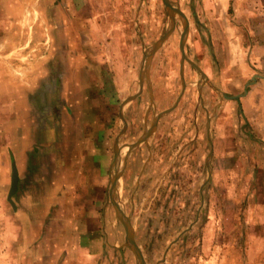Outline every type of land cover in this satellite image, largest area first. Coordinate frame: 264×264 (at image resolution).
<instances>
[{"label":"rangeland","instance_id":"rangeland-1","mask_svg":"<svg viewBox=\"0 0 264 264\" xmlns=\"http://www.w3.org/2000/svg\"><path fill=\"white\" fill-rule=\"evenodd\" d=\"M172 1L190 24L183 93L181 16L148 65L146 61L170 24L163 0H0V264H137L110 196L117 168L121 175L114 199L130 217L147 264H264V190L255 189L256 159L248 160L251 184L244 190L241 176L224 174L220 151L215 173L209 169L213 158H207L211 146L197 69L203 68L198 52L208 42L212 0ZM37 6L43 7L40 15ZM38 22L70 24L61 32L69 38L73 56L64 103L66 113L70 108L71 118L83 125L80 132L72 130L73 124L68 128V140L74 143L71 135L76 134L81 138L82 182L80 190L65 193V207L35 208L25 198L32 191L26 155L30 125L41 106L44 111L48 103L63 101L61 79L42 73L46 79L38 80V72L53 70L45 61L53 32L35 31ZM38 35L45 42L37 41ZM53 82L57 91L49 102L53 95L46 89ZM203 98L210 102L207 88ZM169 108L148 141L129 152V144ZM41 115L42 123L52 116ZM122 130L120 162L114 166L115 140ZM22 133L28 142L17 143ZM82 153H90L88 159ZM12 156L22 174L20 190L13 195L16 208L8 199ZM33 211L50 221L31 223Z\"/></svg>","mask_w":264,"mask_h":264},{"label":"crops","instance_id":"crops-1","mask_svg":"<svg viewBox=\"0 0 264 264\" xmlns=\"http://www.w3.org/2000/svg\"><path fill=\"white\" fill-rule=\"evenodd\" d=\"M39 1L41 0H37V3ZM209 6L211 8L206 24L208 42L205 47L201 44L203 48L198 52L203 68L197 69L202 79L197 88L207 117V139L211 146L207 158L209 162L213 158L209 163L210 174L216 171L214 159L220 151L225 161L224 174L230 177L241 176L240 189L244 190L251 184L252 164L248 160L256 159L255 181L258 185H255V189L264 190V0H212ZM34 8L40 15L43 7ZM30 13L34 15L35 12ZM67 28H70V24H34L37 32H53L52 39H47L48 54L39 55L45 56V61L50 66L53 64V70L50 67L48 72H38V80L46 79L43 76L46 73L49 78L53 76L55 80L61 79L62 86L58 93L63 95L60 98L62 102H55L56 85L53 82L50 87L49 83L47 95H53L49 102H54L48 103L44 111L41 106L38 120L33 119L30 125L31 146L26 148V155L30 166L28 176L31 177L32 191L25 198L31 199L35 208L65 207V193L74 189L80 190L82 182V165L79 162L81 138L76 134L74 138L71 135L74 143L68 140V128L73 124L75 128L72 130L80 132L83 125L77 117L71 118L70 108V112L66 113L64 103L67 100L65 80L71 79L67 74L68 63L73 62L72 46L67 33L64 32L67 38L61 35ZM36 40L45 42L39 35ZM36 40L33 38L31 41ZM2 53L4 51L0 49V55ZM206 88L210 101L208 103L203 98ZM41 112L52 114L48 122H41ZM21 114L24 119L25 111ZM25 135L18 137L16 142H28L23 138ZM248 146H255L256 151H249ZM88 154L90 155L83 154V158L88 159ZM18 171L20 190L22 174L19 168ZM33 217V224L50 221L48 215L40 217L35 211Z\"/></svg>","mask_w":264,"mask_h":264},{"label":"water","instance_id":"water-1","mask_svg":"<svg viewBox=\"0 0 264 264\" xmlns=\"http://www.w3.org/2000/svg\"><path fill=\"white\" fill-rule=\"evenodd\" d=\"M167 11L169 12V16H170V24L169 27L167 28L165 34L155 42V44L153 45L152 49L150 50L149 54L146 57V61H147V65L149 64L150 60L152 59V57L154 56L155 52L164 44V42L169 38V36L173 33V31L176 28V16L179 15L183 18V32L181 34V40H180V49H181V53H182V59H181V79L183 82V90L182 93L185 90V86H186V82H185V68H184V64H185V60H187V56H186V52H185V43L189 34V20L186 16V14L183 12V10L179 9V7H176L173 4L172 0H163ZM148 67V66H147ZM138 94L135 95H131L129 96L124 102L123 105L128 102L129 100L134 99ZM182 95V94H181ZM180 96L176 102L175 105L178 104L179 100H180ZM173 108V107H172ZM172 108L166 109L165 111L160 112L159 114H157L155 116V119L152 123V126L146 130V132L143 134V136L137 140L136 142L129 144V152L132 149H135L136 147H138L139 145H141L144 142L148 141V138L150 137V135L152 133L155 132L157 124L159 119L166 114L168 111H170ZM125 130V128H124ZM124 130L121 131L120 134H118L116 140H115V146H114V153H115V159L113 162L114 166H118L119 162H120V157H121V149L122 147L119 145V140H120V136L121 134L124 132ZM117 168V167H116ZM211 170V169H210ZM121 175V170H119L118 168L116 169L115 174L111 175V188H110V196L113 202V205L115 207V210L117 212V216L118 218L122 221V223L124 224L125 230H126V235H127V240H128V245L130 246V248L134 251L135 255H136V259H137V264H147L146 259L144 258V255L141 251V248L139 247V245L137 244L136 240H135V235H134V229H133V225L131 223V219L129 216L125 215L124 211L121 209L119 202L115 201L114 199V194L113 191L116 188L117 185V178ZM19 187V171L17 168V164L15 161V157L12 156V183H11V188L9 191V195H8V199L9 201L12 203V205L16 208V203L13 199V195L17 192Z\"/></svg>","mask_w":264,"mask_h":264}]
</instances>
